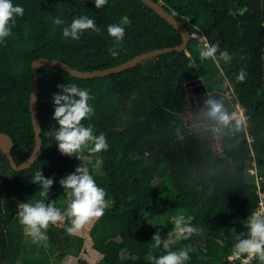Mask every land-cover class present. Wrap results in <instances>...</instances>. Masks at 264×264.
<instances>
[{"label":"trees","instance_id":"1","mask_svg":"<svg viewBox=\"0 0 264 264\" xmlns=\"http://www.w3.org/2000/svg\"><path fill=\"white\" fill-rule=\"evenodd\" d=\"M155 1L188 27L192 39L186 51L105 78L78 79L54 67L39 70L42 154L29 169L14 171L0 150V264H152L150 256L183 248L191 249L186 264H241L230 257L234 246L249 238V218L264 199V0ZM13 3L24 8V15L0 44V130L12 137L19 164L35 147L29 107L35 60L52 58L79 71H97L182 44L178 31L141 0H108L100 9L93 0ZM81 15L93 18L101 31L89 30L79 40L64 38L62 27ZM57 16L66 24L56 25ZM123 16L130 23L116 45L107 26ZM200 38L227 49L232 60L202 61ZM109 49L119 54L113 57ZM241 71L244 81L236 79ZM196 79L206 88L226 84L247 111V127L232 122L220 128L223 156L214 149L211 121L199 115L196 125L183 124L190 110L187 90ZM68 84L90 91L95 112L81 123L106 135L107 151L92 154L85 148L68 156L58 150L52 97ZM97 155L103 158L100 169L94 166ZM85 166L107 193L105 214L75 234L67 233L71 218L66 216L49 225L47 241L24 254L28 235L19 223L21 205L42 200L63 212L74 197L60 181ZM37 171L54 181L46 195L33 183ZM178 215L198 229L188 240H176L173 218ZM189 216L193 219L187 221ZM251 264L261 262L254 258Z\"/></svg>","mask_w":264,"mask_h":264},{"label":"clouds","instance_id":"2","mask_svg":"<svg viewBox=\"0 0 264 264\" xmlns=\"http://www.w3.org/2000/svg\"><path fill=\"white\" fill-rule=\"evenodd\" d=\"M93 2L96 8L100 9L108 3V0H93ZM23 15L24 8L21 5L14 4L13 0H0V44L5 43L6 38L12 35L16 18ZM54 23L62 26L66 24V21L57 16ZM129 23V17L123 16L118 23L107 26V33L113 38L114 44L119 45L124 40L126 35L124 26ZM89 30L97 33L101 31L93 18L81 15L74 17L70 24L62 27V35L64 38L79 40ZM109 51L113 57L119 54L116 50L109 49ZM199 57L202 61L211 59L217 64L220 62L228 63L232 60L229 51L227 49L221 50L218 44H210L201 48ZM245 76L246 73L241 71L236 79L244 81ZM59 87L62 88V91L52 97V103L55 105L52 118L58 125L54 132L58 150L68 156L81 153L85 148L92 154L107 151L109 144L106 135L102 132L96 135L92 127L81 123L82 120L90 119L95 112L94 107L89 103L90 91L78 87L76 84L60 85ZM230 93V96L227 95L232 101L233 94ZM207 105L209 106L208 116L217 119L223 125H229L235 119V114L230 113L224 107L222 100L209 99ZM234 107L236 108L235 104ZM94 166L97 169L103 166L101 156H96ZM53 182V179L45 178L41 171H37L33 177V183H39L42 186L40 195H46ZM60 183L65 189H70L71 195L74 197L63 212L52 204L46 206L42 200L21 205L22 211L18 212L19 223L32 238L33 243L47 241L46 230L49 225L64 221L66 216L71 218V226L67 227L66 231L69 234H75L84 225L93 219L101 218L105 214V209L108 207L107 193L103 187L97 185L95 178L86 166L78 167L75 173L62 179ZM192 219L191 216L187 217V221ZM173 222L175 237L178 241L188 240L194 233L198 232L197 228L186 222L184 215L174 217ZM249 230V238L239 241L234 246L230 258L240 259L241 264H251L255 258L264 264V210H258L249 218ZM153 240L155 241L154 247H160L159 234H156ZM163 247L167 250L170 245L165 241ZM190 250L183 248L179 251H167L165 255L159 257L150 256L149 260L152 264H186L190 259Z\"/></svg>","mask_w":264,"mask_h":264},{"label":"water","instance_id":"3","mask_svg":"<svg viewBox=\"0 0 264 264\" xmlns=\"http://www.w3.org/2000/svg\"><path fill=\"white\" fill-rule=\"evenodd\" d=\"M145 6H147L149 9L153 10L159 17H161L163 20H165L169 25H171L182 37V44L177 47L173 48H165V49H157L150 52H146L143 54H140L133 59L127 61L124 64L104 69V70H97V71H79L76 69H73L69 65L56 60L52 58H40L35 60L32 63V73H33V81H32V91L30 95V112L32 117V124L34 128L35 133V147L33 150V153L31 157L24 163H17L12 155V149L14 146V142L12 137L4 133L0 130V150L1 152L6 156V158L9 161V164L11 168L14 171H24L29 169L41 156L42 154V138H41V132L42 127L39 120V111H38V100H39V93H40V79H39V70L44 67H54L61 69L63 71L68 72L72 77L78 78V79H95V78H105L113 74H118L121 72H124L126 70H129L131 68L137 67L139 64L148 61L149 59L159 57L161 55L173 53V52H183L187 50V47L192 39V36L190 35L188 31V27L182 24L180 21H178L173 13H169L166 11L163 6L156 2L155 0H141ZM198 84L202 85L201 80L198 79L196 83H193L192 86H190L187 90L188 92V100L190 103V107H195V98L194 95L197 94L199 100H203L204 105H207V101L209 99L214 100H222L225 107L229 112L233 111L235 109L234 104L230 100L229 96L225 92H219L214 91L210 95H208V91L204 85L203 92L202 91H196L195 93L192 92L191 87H195ZM191 90V91H190ZM201 97V99H200ZM197 105V104H196ZM199 106H202V103L200 102L198 104Z\"/></svg>","mask_w":264,"mask_h":264},{"label":"rangeland","instance_id":"4","mask_svg":"<svg viewBox=\"0 0 264 264\" xmlns=\"http://www.w3.org/2000/svg\"><path fill=\"white\" fill-rule=\"evenodd\" d=\"M200 41H202L203 43H204V45H205V47L206 46H208V43H207V41H206V39H204V38H200ZM197 80L198 79H196L193 83H196L197 82ZM198 86V88H195V87H191V90H192V92L193 93H195L196 91H201V88H200V86L199 85H197ZM211 86V85H210ZM226 88V85H224L223 86V89H224V91H225V93L226 94H229V89L227 88V89H225ZM190 90V91H191ZM195 96L196 95H194V98H195ZM232 101H233V103L235 104V105H238V103H237V100H236V97H235V95L232 97ZM195 107H190V109L192 110V112H196V113H202V111H203V113H205V114H201V115H205L206 117H207V119L205 118L204 120L206 121V122H208V121H211V117L210 116H208V111H209V106L208 105H205V106H199L198 104L196 105V103H195V105H194ZM197 107H199V109L197 108ZM187 119V120H186ZM195 115L194 114H187V113H185L184 114V116L182 117V121H183V124L185 125V126H192L191 125V122H193V121H195ZM210 119V120H209ZM250 142H252V140H249ZM215 151L218 153V155H220V156H223V151H222V149H221V147H215ZM253 173H255V170L254 171H252ZM63 190V189H62ZM62 190H60V191H57V192H55V193H53V195L55 196V195H57L56 193H59V192H61V194L64 192V191H62ZM68 190H70V189H68ZM263 196V195H262ZM48 201V200H47ZM262 203L264 204V199H263V201H262ZM45 205L47 206L48 204L47 203H45ZM262 205V204H261ZM262 210H264V205H263V207H262ZM28 235V234H27ZM38 245V247L40 246V245H42L43 244V241H40V242H37V243H33V241H32V238L28 235L27 237H26V239H25V252H24V254H27L28 253V247H32L33 245Z\"/></svg>","mask_w":264,"mask_h":264},{"label":"built area","instance_id":"5","mask_svg":"<svg viewBox=\"0 0 264 264\" xmlns=\"http://www.w3.org/2000/svg\"><path fill=\"white\" fill-rule=\"evenodd\" d=\"M194 37H196V35H194ZM231 95V93H229ZM229 95V96H230ZM225 107V105H224ZM226 108V107H225ZM227 109V108H226ZM230 113H234L235 114V119L232 120L230 123L232 122H238L239 121V124H242L244 125L245 127L248 126V120H249V117L247 115V111L245 108L241 107V106H238L236 107L232 112ZM227 125H223L222 123H220L217 119L215 118H212L211 117V129L213 130L214 132V135H213V139H214V149L215 147H221V144H220V137L218 135V132L220 130V128L222 127H226ZM222 149V148H221ZM261 207L258 209V210H262V207H263V203L261 202ZM231 260H234L235 258H230Z\"/></svg>","mask_w":264,"mask_h":264},{"label":"crops","instance_id":"6","mask_svg":"<svg viewBox=\"0 0 264 264\" xmlns=\"http://www.w3.org/2000/svg\"><path fill=\"white\" fill-rule=\"evenodd\" d=\"M201 80V79H200ZM201 83H203L202 82V80H201ZM198 85H200V84H198ZM211 85V86H210ZM210 85H208L209 86V88L207 87L206 89H207V91H208V95H210L212 92H214V91H219V92H225L224 91V89H223V86L224 85H226V84H222V85H220L219 87H216V86H213V83H211ZM225 89H227V86H226V88ZM202 92H203V89L201 90ZM229 93H230V91H229ZM228 95H230V94H228ZM200 99H201V97H200ZM204 100V99H203ZM203 100H199V98H198V96H197V94H196V96H195V103L196 104H199L200 102L202 103V106H205L204 105V103H203ZM237 103H238V105H235L236 107H238L240 104H239V102L237 101ZM204 111V110H203ZM203 111H202V113H196V112H192V110L190 109V110H188L186 113L189 115V114H194L195 115V121H193V122H191V125L193 126V125H196L198 122H199V115H201V114H205V113H203ZM203 117H204V119L206 118L207 119V117L205 116V115H202ZM187 120V119H186ZM201 121H203V120H201Z\"/></svg>","mask_w":264,"mask_h":264}]
</instances>
